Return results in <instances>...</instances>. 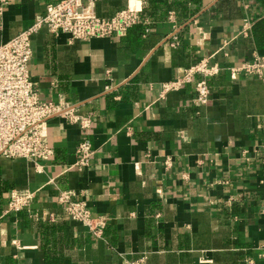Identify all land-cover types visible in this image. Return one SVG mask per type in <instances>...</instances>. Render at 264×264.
<instances>
[{
	"label": "crops",
	"instance_id": "1",
	"mask_svg": "<svg viewBox=\"0 0 264 264\" xmlns=\"http://www.w3.org/2000/svg\"><path fill=\"white\" fill-rule=\"evenodd\" d=\"M48 1L10 2L0 41ZM127 2L99 0L95 11L109 17ZM142 8L123 37L33 36L29 73L40 98L92 122L84 130L53 115L52 155L0 156V264H264V69L230 71L264 54L253 32L264 2L144 0ZM206 57L223 68L209 78L207 104L190 83L161 97L164 83ZM85 138L94 153L79 170ZM14 188L34 194L28 207L8 210ZM62 190L107 216L102 236L64 213Z\"/></svg>",
	"mask_w": 264,
	"mask_h": 264
},
{
	"label": "built area",
	"instance_id": "2",
	"mask_svg": "<svg viewBox=\"0 0 264 264\" xmlns=\"http://www.w3.org/2000/svg\"><path fill=\"white\" fill-rule=\"evenodd\" d=\"M13 0H0V31L3 29V14ZM99 0H51L46 2L42 13L33 22L12 37L0 41V156L6 158H45L54 153L46 131V120L53 115H62L81 129L91 126V118L74 111L68 103L44 101L39 96L36 82L31 79L29 64L33 58V36L42 29L58 35L67 33L71 40H89L96 37H123L129 29L142 20L144 0H128L124 8L114 15L102 17L95 11ZM149 32V28L146 29ZM178 41H174L175 45ZM223 68L206 57L196 62L162 85L161 97L171 90H177L190 83L196 92V101L207 104L212 90L209 78ZM264 69V54L256 53L251 60L230 66L234 77L245 74H261ZM79 170L90 166L94 153L88 139L77 145ZM170 164V160H166ZM70 190H62L57 201L64 213L72 220L79 221L97 236H102L108 218L95 213L88 202L74 199ZM34 194L14 188L10 192L8 210H21L31 204ZM132 264H146L144 258Z\"/></svg>",
	"mask_w": 264,
	"mask_h": 264
},
{
	"label": "trees",
	"instance_id": "3",
	"mask_svg": "<svg viewBox=\"0 0 264 264\" xmlns=\"http://www.w3.org/2000/svg\"><path fill=\"white\" fill-rule=\"evenodd\" d=\"M260 1L264 2V0H260ZM144 29H145V27H144ZM253 32H254V35H255V38L257 41V45L260 48L264 47V19L255 23V25L253 27ZM4 190H5V188H4ZM2 192H3V190H2L1 182H0V198H1Z\"/></svg>",
	"mask_w": 264,
	"mask_h": 264
}]
</instances>
